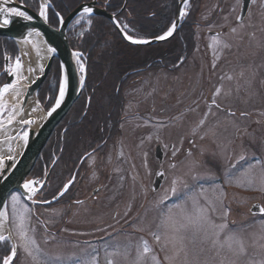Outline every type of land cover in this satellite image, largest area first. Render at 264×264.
Returning <instances> with one entry per match:
<instances>
[{
  "label": "flooded vegetation",
  "instance_id": "1",
  "mask_svg": "<svg viewBox=\"0 0 264 264\" xmlns=\"http://www.w3.org/2000/svg\"><path fill=\"white\" fill-rule=\"evenodd\" d=\"M180 3L181 0L175 1L174 16L167 28L176 20ZM245 3L247 7L242 11L239 0H189L188 15L178 23L174 35L146 50L79 49L86 67L85 85L54 128L26 178L45 182L44 195L38 196V200H50L73 177L74 183L64 196L51 204L33 205L31 201L22 200L33 210L29 214V226L36 231L30 234L40 233L52 243L75 244L91 252L90 246L98 244L100 247L109 236L127 229L125 217L131 210L124 191L130 190L131 199L136 202L140 189L148 190L149 197H154L171 186V180L163 179L153 191L156 173L163 170L167 177L166 168L172 163L179 166L184 156L191 152L188 145H193V141L184 140L181 134L178 142L170 140L166 129L171 121L170 115L167 116L170 106L164 101L166 88L174 87L167 101L171 98L182 101L188 96L180 81L186 78L188 68L197 65V59L223 70L225 64L236 63L237 59L247 62L250 58H258L264 71V0H256L254 4L243 0V6ZM96 6L109 12L98 0ZM121 8L109 13H115L121 23H126L119 15L124 10ZM241 15L243 20L238 21ZM232 28L236 29L234 33ZM132 30L137 34L134 38H143L138 29ZM216 34H220L227 48L211 46ZM70 36L72 42L80 44L79 35L70 33ZM2 67L3 64L0 84L4 82ZM42 85L38 99L45 95L53 102L56 90L51 96ZM206 89L198 88V102L233 116L229 115L233 113L231 109L218 103L216 98L219 108L212 105L213 96ZM157 100L165 114H156L154 103ZM146 103L151 106L144 110ZM242 113L245 115L240 112L238 116ZM156 116L163 118L156 120ZM149 136H152L151 141L147 139ZM164 144L179 149L175 157L170 150L164 149ZM179 188L183 190L184 187L180 185ZM21 256L22 251L18 250L12 264H33L29 257L22 262Z\"/></svg>",
  "mask_w": 264,
  "mask_h": 264
},
{
  "label": "rangeland",
  "instance_id": "2",
  "mask_svg": "<svg viewBox=\"0 0 264 264\" xmlns=\"http://www.w3.org/2000/svg\"><path fill=\"white\" fill-rule=\"evenodd\" d=\"M39 4L38 2L36 11ZM73 25L74 21L68 27V32L79 35L82 30L81 25H75V27ZM84 27L87 28V25ZM244 60L237 59L236 63L225 64V69L217 70L211 63L207 64L197 59V65L194 64L188 68L185 73L186 78L180 81L181 87L185 89L184 94L188 95L184 96L182 101L173 98L167 101L168 94H172L174 87L171 85L166 88L164 101L168 107L170 106V112H166H168L167 116L171 117L166 129L170 140L173 143L178 142L181 134L184 140L192 139L193 141V145H188L192 155L184 156L175 169L166 168L167 178L172 180L174 177H182L186 181L187 188L181 184L184 187L183 190L178 188L177 194L171 196L159 207L156 206V202L164 190L154 197H149L148 190L140 189L136 202L132 201L130 190L124 191V198L131 210V213L125 217V221L128 222L125 231L109 236L100 244V247L98 244L90 246L91 252L75 244L52 243L50 238L44 239L39 235L40 233L30 234L34 235L42 252L50 257L60 255L64 258L63 263L65 259H69L66 264L69 262L75 264L77 259L90 260L93 255L96 257V264H108L109 260L112 264H131L136 258V246L143 239L147 240L153 249L145 264H152L150 259L152 255H155L161 264H184L185 254L179 251L180 244L173 239L176 235H183L190 264H221L222 261L223 264H250V262L264 260V232L261 231L260 225L264 217L250 215L248 211L253 203L264 206V192L258 190L264 180V171H262L264 169V84L262 83L264 71L261 69L260 59L250 58L247 62ZM14 63L15 60L12 65ZM198 88L209 89V95L211 94L213 98L219 88L220 93L215 96L217 102L231 109L234 115H224L215 108L209 111V107L198 102ZM41 99L37 96L39 104L47 110L51 106V99L45 95H42ZM158 102L157 100L154 103L156 114H165L164 108ZM4 103L6 104L5 100ZM7 105L8 110H11V105ZM150 106L146 103L144 110ZM240 112H244L245 115L238 116ZM6 115H8L7 111L2 117ZM161 118L163 117L156 116V120ZM201 119H205V123L198 128ZM193 129L197 131L193 133ZM205 133L208 134L204 135ZM202 135H204L203 139H201ZM241 156L244 159H240ZM257 160L261 163L256 164ZM192 164L196 166L193 168ZM233 164L235 168L232 167ZM249 164H255V167L248 172V177L252 180L251 188L237 187L235 183L228 182L227 173L232 172L239 176ZM193 174H197V180L192 179ZM189 190L197 194L200 205L209 209V218L214 223H227L228 228L219 237L224 247L221 248L219 244L214 246L211 241H205L204 233H197L191 227L176 234L171 229L166 230L160 225L161 211H166L169 204L179 202L183 194ZM209 201L211 204L208 203ZM8 202L10 229V198ZM213 206L215 211L212 210ZM79 208L82 209V205ZM184 208L191 212V201ZM173 211L174 218L182 222V210L173 209ZM225 211H228L226 218L223 216ZM139 228H143L144 231H138ZM152 232L161 234L159 243L154 240ZM230 233H235L243 240L242 253L235 244L231 250L228 248L225 241ZM106 250L108 252L119 250L120 253L127 250L128 257L125 259L123 255L109 256ZM178 251L179 255H177ZM165 256L174 257V259L165 260ZM26 257L22 252V262L25 263ZM2 260L3 258H0V261Z\"/></svg>",
  "mask_w": 264,
  "mask_h": 264
},
{
  "label": "snow or ice",
  "instance_id": "3",
  "mask_svg": "<svg viewBox=\"0 0 264 264\" xmlns=\"http://www.w3.org/2000/svg\"><path fill=\"white\" fill-rule=\"evenodd\" d=\"M239 2L242 5V11H243V0H239ZM250 3L254 4L256 3V0H249ZM12 5V6H9ZM106 6H109L106 4ZM189 0H181V7L179 10L178 18L177 20H174L171 25L167 28L166 31H164L162 34L158 35L155 39L159 41H164L170 37H172L177 29L178 23L182 22L185 17L188 15L187 9L189 8ZM25 8V0H21L20 6L14 5V0H0V28H7L10 26L14 21L13 18H19L23 22L26 23H33L34 17L30 15ZM48 9H49V3L48 0H43L42 3L39 4L38 8V16L39 18L44 21V23L48 22ZM95 14V4L92 3V0H84L79 6L78 10L75 13V19H74V27L75 25H81L82 30L79 33L80 37H83L85 35L86 30H90V27L93 22ZM56 16L59 18V23L61 26L64 25V17L57 12ZM238 21L243 20V15L237 17ZM112 21L115 24V26L120 30L121 33L124 34V38L129 40L133 44H148L150 43V39L148 38H134L129 33L133 30L131 29L130 25L128 23H121L117 17L116 14L113 13ZM83 22V23H82ZM84 25H87V28L84 27ZM231 31L234 33L236 31L235 28H232ZM42 34L38 30L34 28H28L26 33L23 36V39L21 40V43L32 45V47L36 50V54L38 57H40L41 53V47H40V41H37L33 39L34 37H40ZM220 34H216L212 37L213 39V47H223L227 48L228 45L220 40ZM56 51L53 47H47V53H54ZM27 55V53H25ZM82 53L79 51H73L72 57L75 59L76 64L78 66L79 72L81 73L79 77V86L81 89H83L85 85V79H86V67L85 63L82 60ZM42 58V57H41ZM7 59V57H6ZM183 61L181 60V63ZM23 65L21 63V57L16 56L14 65L8 66L6 68V73L9 76L14 77V79L11 82L4 83L2 87H0V117L3 116L4 112H8V120L7 123L9 125L12 124L13 120L15 119L16 115L23 113V107L18 103L12 106L11 110H8V105L4 103V98L6 94L12 93L13 96L19 97L21 93V88L18 86L20 85L21 80H27V77L23 75L22 72ZM213 68H215V64L213 65ZM28 71L30 73L35 72L36 70L33 68H29ZM39 72H44V67L41 65L39 67ZM61 78L59 81V89H58V95L55 98L54 105L51 106L47 111V116H51L52 113L56 112L57 109H59L65 99V95L68 89V75L66 72V69L63 65H61ZM31 83H35V80L33 79ZM220 89L217 88L216 93L214 94V98L211 101L212 105H215L217 108H219V105L216 103L215 96L219 95ZM37 106L32 108L31 111L35 112L37 111V108L39 107V101L36 102ZM211 111V108L209 109ZM229 115H234V113H229ZM243 115V113H242ZM206 119V117H205ZM205 119H201L198 125L199 127H202L205 123ZM34 121L31 119H23L18 121L20 124L24 125H31ZM4 124L3 119H0V130H3L2 126ZM197 129H193V133H195ZM208 133H205L204 135H207ZM5 140L0 141V144H7V154L6 155H0V180L7 179V172H6V164L5 161H12L13 164L11 167H14L16 163V158L13 153L15 152V148L13 147L11 141L17 140V138L21 141H23V146H27L30 138V131L29 130H22L16 133L15 136L10 135L8 132H4ZM204 135L201 136V139L204 138ZM149 141L152 140V136L147 137ZM157 141L160 140L159 136H156ZM165 150H170L172 153V157H175L177 152L179 151L178 148H176L175 145H163ZM120 155L122 156L123 153L121 152ZM187 155L191 156L192 153L189 151ZM89 157H91V153L88 154ZM147 153H145V167L147 166ZM240 159H244L243 156L240 157ZM256 164H260L261 162L257 160L255 162ZM195 164H192L191 167H195ZM177 165L175 163H172L169 165L170 169H175ZM233 168H235V165H232ZM255 167V164H249L247 169L240 173L239 176H237L235 173L229 172L226 174V178L229 183H235L237 187H245L248 188L252 187V180L248 177V172H250ZM264 171V169H262ZM157 178H163L167 179L165 172L163 170L158 171L156 173ZM74 177L69 180L68 183L64 184L62 189L58 191L57 194H55L52 198V200L43 199L38 200V196H43L44 192L43 189L45 188V182L41 179H21V182L19 184V188H21L23 191L22 193L19 192H13L10 194V206H11V228L8 230L9 225V202H0V244H8L10 245V254L5 256L2 261H0V264H12L14 258L17 257L18 250L22 251L27 257L31 258V261L33 264H63V257L60 255L56 256H48L46 253L42 252L40 249L37 240L35 239L34 235H30L31 233H35L36 229L34 227L30 228V213H32V209L28 207L27 205L22 204V200H28L31 201L33 205L37 203H43V204H51L54 201L58 200L60 197L64 196L65 193L69 191V188L74 183ZM193 180H197L198 176L197 174H193L192 176ZM183 184L185 188H187L186 181L182 177H174L171 180V186L169 188L164 189L163 194L160 196L159 200L156 202V206L159 207L160 205H163L165 201L170 199L171 196H175L178 192L179 186ZM201 189L203 190V185H201ZM262 192H264V180H262L261 187L258 189ZM98 191V190H97ZM153 191H156V188H153ZM222 195V194H221ZM191 201L192 203V211L188 212L184 206ZM77 204L82 203V201H76ZM211 204V202H208ZM173 209H181L183 212L182 216V222L177 221L175 217V213ZM213 211H215V208L213 206ZM209 209L205 206L200 205L199 198L197 194H195L193 191L189 190L186 191L183 194V197L181 200L177 203H172L167 206V210L161 211V221L160 225L167 229H171L172 232L179 234L182 233L184 230L188 228H192L195 230V232H203L204 233V240L205 241H211L212 245H217L222 248L224 247V244L220 243L219 237L221 233H223L227 228L228 225L226 222H221L219 224L214 223L209 218ZM228 215V211H225L223 213L224 218H226ZM253 215H260L261 217H264V206L258 207V211L253 212ZM261 231L264 232V220H261ZM5 230H8V234L5 235ZM138 231H144L143 228L137 229ZM151 235L153 236L154 240L159 243L161 241V234L159 232H152ZM173 239L180 244L179 251H183L185 254L184 264H190L188 260V253L186 251V246L184 245V239L185 237L183 235H176L173 237ZM45 243H47V240H45ZM225 243H227L228 248L231 250L233 247V244L237 245L239 247L240 252L242 253L244 251V243L243 240H241L235 233H230ZM179 251L177 252V255H179ZM153 252L152 247L149 245L147 240H141L140 244L136 246V258L134 261L131 262V264H145L146 260L149 258V254ZM106 254L109 256L112 255H123L125 259L128 257V252L125 250L123 253H120L119 250H114L111 252H108L106 250ZM152 264H161V262L157 259L155 255H152L150 257ZM165 260L174 259V257H168L165 256ZM75 264H96V257L95 255L92 256L90 260H84L81 261L77 259L75 261ZM108 264H112V261L109 260ZM223 264V261L221 262ZM250 264H264V260L250 262Z\"/></svg>",
  "mask_w": 264,
  "mask_h": 264
},
{
  "label": "water",
  "instance_id": "4",
  "mask_svg": "<svg viewBox=\"0 0 264 264\" xmlns=\"http://www.w3.org/2000/svg\"><path fill=\"white\" fill-rule=\"evenodd\" d=\"M126 1L127 0H124V4L121 9L124 8ZM20 3L21 2L14 0L15 6L19 7ZM92 3L95 4L94 17H103L107 19L125 42L131 45H152V44L161 42L154 38V39H150L151 42L148 44L131 43L129 40L124 38V34L121 33L120 30L113 23L112 21L113 14L107 12L105 9L97 7L96 0H92ZM79 5H77L73 10H71L64 17L63 26H61L59 23L57 27H53L49 25L48 22L44 23V21H42L39 18L38 11H34L25 5L24 10H26L30 15L34 17L33 23H26L20 20L19 18H13L14 22L10 26H8L7 28H0V36L12 40L17 45L18 51H19V44L29 47L32 50H35L32 47V45L21 43V40L23 39V36L26 33L28 28H34L38 30L39 32H41L42 35L40 37H34L33 39L40 41L41 42L40 44H43L46 49L47 47H53L56 49L54 53H48L47 58L43 64L44 72L43 73L38 72L37 75L34 76L33 79L35 80V83H31V81L33 80L32 79L26 85L23 95L21 97V100L19 102V104L23 107V113L16 115L11 125L23 119H31L34 122L31 125L21 124V126L17 130V132L22 131V130H29L30 138H29V142L27 146H23L22 144L19 152L15 156L16 163L14 167H11V165L13 164L12 161H8V160L5 161L6 166H8L6 167V172L8 175H7V179L0 180V202H6L9 194L12 192L22 193L23 190L19 188L21 179L22 178L26 179L28 177L31 169L33 168L35 162L37 161L39 157L41 150L43 149L47 140L51 136L54 128L61 121L63 116L66 114V112L71 107V105L77 100V98L79 97L82 91L81 87L79 86V77L81 73L79 72L75 59L72 57V52L74 50L71 49V47L69 46V42H68V38L66 34L67 28L75 19V13L77 12ZM9 6H12V5H9ZM180 6H181V3H180ZM49 7H50V3H49ZM246 7H247V4L245 3V5L243 6V11L246 9ZM54 60H56L59 64L61 75H62L61 65H63L64 68L66 69L68 80H69L68 89H67L65 99L61 107L57 109L56 112L52 113L51 116H47L48 110H45L39 104V109L42 112V116L38 121H36L33 117L26 116V111H27L29 104L34 99L37 98L38 90L40 86L42 85V83L44 82L46 76L48 75L49 70ZM9 63H10L9 59L5 58L4 63H3V73H4L3 84L11 82L13 80V77L9 76L6 73V68L9 66ZM3 84L1 86H3ZM54 102L52 103L51 106L54 105ZM0 119H3L4 121V124L2 126L3 130L11 126L7 123L8 116L3 117V118L0 117ZM3 130H0V133ZM158 171H161V170H158ZM162 180L163 178H157V176H155V180H154L155 186L154 187L156 189L160 186ZM50 200H52V198ZM260 206L261 205L259 203H253L249 208L250 214L253 215V212L258 211V207ZM8 230H9V227H8ZM8 230H6L7 234H8Z\"/></svg>",
  "mask_w": 264,
  "mask_h": 264
},
{
  "label": "trees",
  "instance_id": "5",
  "mask_svg": "<svg viewBox=\"0 0 264 264\" xmlns=\"http://www.w3.org/2000/svg\"><path fill=\"white\" fill-rule=\"evenodd\" d=\"M21 1V0H18ZM51 7L48 9V23L51 26L58 25L59 12L63 17L73 10L84 0H48ZM101 6H105L109 12L119 10L124 0H98ZM176 0H127L123 11L119 13L131 29H138L143 38H154L167 28L169 22L174 16V5ZM25 4L34 10H37V0H25ZM109 5V6H106ZM135 36L134 32L129 33ZM137 35V34H136ZM69 45L73 50L94 49V50H139L148 49L150 45H131L125 42L109 21L103 17H94L93 24L89 32L81 37L79 45L71 40L68 32ZM161 44V43H159ZM158 44V45H159ZM18 55L16 44L7 38L0 37V69L3 64V58L8 57L13 60ZM60 79V69L57 61H54L48 76L43 82L42 87L47 88L50 95L53 96L58 88ZM52 89L54 90L52 92ZM10 252L8 244L0 245V258H4Z\"/></svg>",
  "mask_w": 264,
  "mask_h": 264
},
{
  "label": "bare ground",
  "instance_id": "6",
  "mask_svg": "<svg viewBox=\"0 0 264 264\" xmlns=\"http://www.w3.org/2000/svg\"><path fill=\"white\" fill-rule=\"evenodd\" d=\"M42 2H43V0H39V3H42ZM34 11H36V10H34ZM40 47L42 50L40 53V57H38L36 54V50H32L29 47H26L22 44H19V55L21 57V63L23 65L22 72H23V75L27 77V80H21L20 85H18L21 88V93H22L19 97L13 96V94L11 92L6 94L4 100H5L6 104L11 105V107L20 102L26 85L34 78L35 75H37V73L39 72V67L41 65L43 66V64L47 58V55H48L47 49L45 48V46L43 44H40ZM25 53H27V55H25ZM29 68H33L36 71L30 73L28 71ZM13 79H14V77H13ZM36 102H37V99H34L29 104L27 111H26V116L33 117L36 121H38L42 116V112L39 109V107L37 108V111H35V112L31 111L32 108L37 106ZM20 126H21V124L16 122L13 125H11L10 127L3 130L0 133V141L5 140V135H4L5 131L8 132L10 135L15 136L16 132ZM11 143H12L13 147L15 148V152L13 153V155L16 156L17 153L19 152L22 144H23V141H21L17 138V140L11 141ZM6 154H7V144L6 143L0 144V155H6ZM4 234L7 235L6 230H5Z\"/></svg>",
  "mask_w": 264,
  "mask_h": 264
}]
</instances>
